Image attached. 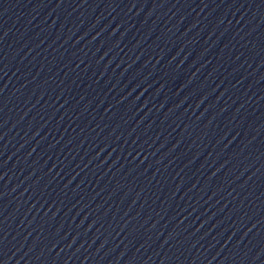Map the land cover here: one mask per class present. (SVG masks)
I'll list each match as a JSON object with an SVG mask.
<instances>
[{"label": "water", "instance_id": "95a60500", "mask_svg": "<svg viewBox=\"0 0 264 264\" xmlns=\"http://www.w3.org/2000/svg\"><path fill=\"white\" fill-rule=\"evenodd\" d=\"M0 264H264V0H0Z\"/></svg>", "mask_w": 264, "mask_h": 264}]
</instances>
